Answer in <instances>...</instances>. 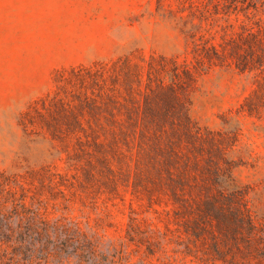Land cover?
Listing matches in <instances>:
<instances>
[{
	"label": "trees",
	"instance_id": "1",
	"mask_svg": "<svg viewBox=\"0 0 264 264\" xmlns=\"http://www.w3.org/2000/svg\"><path fill=\"white\" fill-rule=\"evenodd\" d=\"M185 3L189 12L178 19L191 44L192 65L162 55L145 59L136 51L77 66L59 72L56 89L40 100L43 112L34 110L52 139L77 134L81 152L92 151L80 187L91 192L90 184L98 181L122 200L119 183H129L132 202L139 194L147 196L145 214L131 207L125 235L107 238L96 226L50 216L52 199L70 201L61 187L77 183L46 176L43 167L31 171L41 188L50 189L48 199L19 176L0 171V264H152L161 259L162 264H264V230L236 186L227 157L237 133L201 129L189 115V94L199 72L233 65L255 77L242 110L262 116L264 18L257 15L264 0ZM216 15L228 23L217 43ZM231 15L239 30L230 33ZM134 142L132 163L121 145Z\"/></svg>",
	"mask_w": 264,
	"mask_h": 264
},
{
	"label": "rangeland",
	"instance_id": "2",
	"mask_svg": "<svg viewBox=\"0 0 264 264\" xmlns=\"http://www.w3.org/2000/svg\"><path fill=\"white\" fill-rule=\"evenodd\" d=\"M182 1L0 0V171L19 176L48 199L52 198L50 189L41 188L31 171H42L43 167L46 176L55 175V180L66 183L64 176L77 183L61 187L69 202L50 201L51 217L67 216L117 239L125 235L131 207L145 214L147 196L139 194L132 202L129 183L127 187L119 183L122 200L118 192L111 193L98 181L90 184L94 191L80 187L84 170H88L85 159L92 151L81 152L77 134L67 132L61 139H52L34 110L43 112L40 100L56 89L59 72L77 66H91L136 51L145 59L162 55L192 65L191 44L178 19L189 12L188 4ZM259 8L257 17L264 18V4ZM215 17L217 43L221 27L228 23L223 15ZM229 23L233 28L228 32L239 30L235 15ZM254 81V74L239 72L233 65L200 71L189 94V115L201 129L237 133V141L227 152L234 166L232 175L264 230V109L258 117L241 108L255 88ZM136 149L135 142L121 145L132 163L136 162ZM163 262L152 260V264Z\"/></svg>",
	"mask_w": 264,
	"mask_h": 264
}]
</instances>
